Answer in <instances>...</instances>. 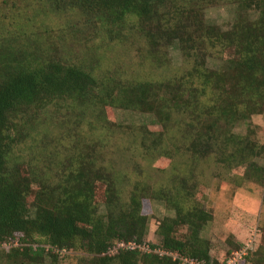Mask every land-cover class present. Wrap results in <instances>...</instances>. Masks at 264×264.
<instances>
[{
    "label": "trees",
    "instance_id": "trees-1",
    "mask_svg": "<svg viewBox=\"0 0 264 264\" xmlns=\"http://www.w3.org/2000/svg\"><path fill=\"white\" fill-rule=\"evenodd\" d=\"M211 1H35L54 15L61 10L75 12L82 19L81 28L88 20L105 32L107 43L133 30L156 53L177 42L189 65L184 75L166 83L106 79L100 76L104 72H96L97 53L82 49L77 54L92 64L58 54L62 28L53 32L46 23L33 24L29 18L22 23L20 14L26 8L16 9L10 17L0 12V264H58L70 256L88 258L89 264H177L136 251L106 254L119 242H147L148 218L142 202L154 198L175 212L174 218L163 219L157 227L154 244L191 259L224 264L212 260L210 242L201 237L212 215L205 192L194 193V166L176 176L172 188L154 191L135 184L124 198L97 156L86 150L70 155V169L56 185L13 158L35 135V124L63 107L72 112L95 110L102 118L113 108L154 114L157 124L127 129L154 138L156 144L171 136L170 119L175 114L179 121L174 138L185 143L183 156L193 165L214 157L229 169L245 167L246 180L256 173L264 185V168L254 163L264 147L250 134L233 131L264 112V0H222L258 12L256 20L237 18L228 31L204 22L202 9ZM103 44L100 40L96 47ZM210 57L222 58V69L207 68ZM107 124L123 128L113 121ZM98 193L101 204L95 201ZM262 228L259 247L242 264H264Z\"/></svg>",
    "mask_w": 264,
    "mask_h": 264
},
{
    "label": "rangeland",
    "instance_id": "rangeland-1",
    "mask_svg": "<svg viewBox=\"0 0 264 264\" xmlns=\"http://www.w3.org/2000/svg\"><path fill=\"white\" fill-rule=\"evenodd\" d=\"M35 1L0 0V12L10 17L16 9L24 11L26 8L20 14L22 23L29 18L33 24L46 23L53 32L62 28L64 38L59 44L61 49L58 54L66 58L74 55L77 63L92 64L91 59L77 54L82 53V49L97 53L99 67L96 72H104L100 76L104 75L106 79L166 83L186 73L189 63L184 61L177 42L164 52L156 53L133 30L107 43L103 39L105 32L91 26L88 20L85 19L87 25L81 28L82 19L75 12L61 10L54 15L44 3L36 6ZM202 14L206 24L215 25L222 31L230 30L239 17L249 20L258 18L256 9H245L236 3L222 0H212L205 4ZM100 40L104 44L97 48ZM206 66L220 70L223 67L222 58L210 57ZM178 119L177 115H172L171 136L161 138L162 143L156 144L154 138L127 129L157 124L154 114L113 108L107 110L106 118H102L95 110L79 108L72 112L63 107L43 116L35 124V135L17 149L13 158L32 172L50 178V184L56 185L63 179V173L70 169V155L86 150L97 156L98 164L115 179L116 187L122 191L124 198L135 184L147 185L154 191L172 188L174 178L187 174L194 166V193L198 195L205 192L209 208L207 211L212 215V220L201 232V237L210 242L212 260L225 264L234 252L246 244L251 246L248 254L253 255L260 245L264 225V185L257 181L256 173L251 172L253 179L246 180L245 167L229 169L214 157L193 165L190 159L183 156L185 143L174 138ZM111 121L123 128L108 126L107 123ZM233 131L240 136L250 134L252 141L264 147V112L238 124ZM254 163L264 168V152L256 157ZM95 201L101 204L100 193L96 194ZM99 212L103 213L104 207ZM142 212L148 218L146 241L157 243V227L163 219L174 218L175 212L156 198L144 199ZM238 244L240 246L237 248ZM88 261V258L70 256L58 264H89Z\"/></svg>",
    "mask_w": 264,
    "mask_h": 264
},
{
    "label": "built area",
    "instance_id": "built-area-1",
    "mask_svg": "<svg viewBox=\"0 0 264 264\" xmlns=\"http://www.w3.org/2000/svg\"><path fill=\"white\" fill-rule=\"evenodd\" d=\"M8 248V245L4 246V249ZM250 249L251 246L246 244L239 251L234 252L225 264H240L241 261H243L244 258L247 256ZM119 250L136 251L143 255H156L159 258L171 259L177 264H211L205 263L197 259H191L185 255H182L175 251H171L169 249L160 248L158 244H154L150 241L142 243H139L137 241L119 242L116 246L110 248L106 254L116 255L118 254Z\"/></svg>",
    "mask_w": 264,
    "mask_h": 264
}]
</instances>
